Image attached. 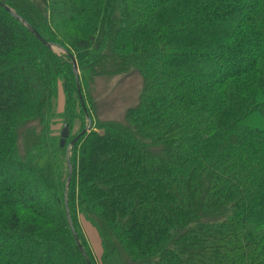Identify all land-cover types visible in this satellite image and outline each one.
Listing matches in <instances>:
<instances>
[{
    "label": "trees",
    "instance_id": "16d2710c",
    "mask_svg": "<svg viewBox=\"0 0 264 264\" xmlns=\"http://www.w3.org/2000/svg\"><path fill=\"white\" fill-rule=\"evenodd\" d=\"M114 76L137 102L101 119ZM83 253L264 264V0H0V264Z\"/></svg>",
    "mask_w": 264,
    "mask_h": 264
},
{
    "label": "rangeland",
    "instance_id": "374dc122",
    "mask_svg": "<svg viewBox=\"0 0 264 264\" xmlns=\"http://www.w3.org/2000/svg\"><path fill=\"white\" fill-rule=\"evenodd\" d=\"M52 48L57 53L62 52L54 46ZM139 85L135 76H128L127 78L114 76L98 79L93 84L91 92L98 101L100 118H121L126 108L133 106L137 102L140 91ZM53 127L56 131H61L60 122ZM75 129L77 128L75 127ZM80 224L94 255L99 258L101 247L95 228L82 217H80Z\"/></svg>",
    "mask_w": 264,
    "mask_h": 264
},
{
    "label": "water",
    "instance_id": "95a60500",
    "mask_svg": "<svg viewBox=\"0 0 264 264\" xmlns=\"http://www.w3.org/2000/svg\"><path fill=\"white\" fill-rule=\"evenodd\" d=\"M6 9H7V8H6ZM7 10H8V9H7ZM9 12H10L13 16H15L16 18H20V17H19L18 15H16L14 12H12V11H10V10H9ZM21 21L24 23V20L21 19ZM28 27H29V29L31 30V32L34 33L35 37H36V38H37V39H38L43 45H45V46L48 47V48H52V47H53V45L47 43V42H46V41H45V40H44V39L38 34V32H36L31 26H28ZM72 65H73V71L76 72L77 66H76V61H75V59H74L73 57H72ZM76 82H77V81H76ZM76 91H77V95H78V98H79V101H80L81 105L84 106V104H83V100H82V97H81V95H80V89H79L78 82L76 83ZM83 131H84V130H83ZM83 131H82V132H83ZM60 137H61V138H67V137H68V124H64V125L62 126V129H61V131H60ZM78 137H79V135H77L74 139H72L71 142H70V144L73 145ZM68 166H69V176H68V181H69L70 173H71V167H70V165H68ZM67 218H68V220H69V217H67ZM69 224H70V228H71V231H72V234H73V238H74V240H75L77 246L79 247V249H80L81 251H83V249H82V247H81V245H80V243H79V240H78V238H77V235H76V233H75V230H74V228H73V226H72L70 220H69ZM83 257H84V259H85L86 264H91L90 261L88 260L87 256H86L84 253H83Z\"/></svg>",
    "mask_w": 264,
    "mask_h": 264
}]
</instances>
